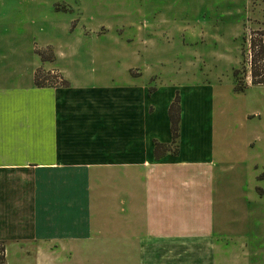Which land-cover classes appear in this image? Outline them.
Returning <instances> with one entry per match:
<instances>
[{
  "label": "crops",
  "instance_id": "obj_1",
  "mask_svg": "<svg viewBox=\"0 0 264 264\" xmlns=\"http://www.w3.org/2000/svg\"><path fill=\"white\" fill-rule=\"evenodd\" d=\"M7 1L0 0L5 264L10 253L18 264H261V154L246 134L225 133L215 148L211 82L187 79L163 98L156 76L144 77L127 54L81 53V66L78 58L61 64L74 54L29 46ZM46 48L51 60L37 53ZM39 68L66 84L37 86ZM177 94L174 147L169 107ZM155 143L170 149L156 158Z\"/></svg>",
  "mask_w": 264,
  "mask_h": 264
},
{
  "label": "rangeland",
  "instance_id": "obj_2",
  "mask_svg": "<svg viewBox=\"0 0 264 264\" xmlns=\"http://www.w3.org/2000/svg\"><path fill=\"white\" fill-rule=\"evenodd\" d=\"M6 4L8 19L21 23L29 46L50 43L54 53L74 54L61 64L78 58L81 66V53L127 54L144 77L156 76L151 82L157 79L164 87L163 98L168 87H184L187 79L211 82L207 100L215 110V148L223 147L225 133L246 134L254 143L253 153L261 154L260 160L254 159L258 161L254 183L264 189V84H250V39L254 32L264 31V0H12ZM234 69L238 79L250 85L242 92L234 90ZM186 116L185 122L190 112ZM260 213L263 233L264 195ZM260 241L263 245L264 236ZM8 260L18 264L11 253Z\"/></svg>",
  "mask_w": 264,
  "mask_h": 264
},
{
  "label": "trees",
  "instance_id": "obj_3",
  "mask_svg": "<svg viewBox=\"0 0 264 264\" xmlns=\"http://www.w3.org/2000/svg\"><path fill=\"white\" fill-rule=\"evenodd\" d=\"M254 36L250 39V84H264V44L263 36L264 31H256ZM257 35V37H255ZM37 53L41 57V60H51L53 58V52L50 48L43 50H37ZM238 69L233 70V76L236 79L234 90L236 92H242L247 88L246 83H242L237 77ZM35 84L37 86H55L62 85L65 82L59 78V76L52 72H45L43 69H37L34 75ZM66 84V83H65ZM169 118L171 123L172 132V146H176L177 138L179 136V121H180V100L178 94L175 96L173 102L169 107ZM170 149V146L161 143H155L154 155L159 158ZM0 264H5V247L0 242Z\"/></svg>",
  "mask_w": 264,
  "mask_h": 264
}]
</instances>
